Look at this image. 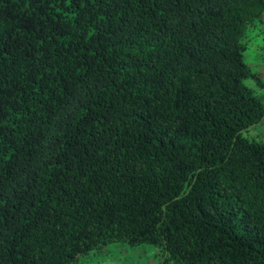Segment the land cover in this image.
Here are the masks:
<instances>
[{
    "label": "trees",
    "instance_id": "trees-1",
    "mask_svg": "<svg viewBox=\"0 0 264 264\" xmlns=\"http://www.w3.org/2000/svg\"><path fill=\"white\" fill-rule=\"evenodd\" d=\"M258 31L264 0H0V264H264Z\"/></svg>",
    "mask_w": 264,
    "mask_h": 264
},
{
    "label": "rangeland",
    "instance_id": "rangeland-1",
    "mask_svg": "<svg viewBox=\"0 0 264 264\" xmlns=\"http://www.w3.org/2000/svg\"><path fill=\"white\" fill-rule=\"evenodd\" d=\"M250 36L245 52V59L250 67L258 73L259 77L264 80V61L260 58V55H258L261 46L264 44V31H258L257 35L252 36V34H250ZM246 83L251 85L250 80H246ZM258 93H263L264 97V92L261 89H258ZM242 134L264 143V117L256 124L242 131ZM71 264L171 263L163 260L159 247L157 246L148 244L131 246L123 242H112L79 256L76 261Z\"/></svg>",
    "mask_w": 264,
    "mask_h": 264
}]
</instances>
